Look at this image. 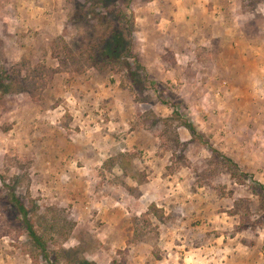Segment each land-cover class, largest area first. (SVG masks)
I'll use <instances>...</instances> for the list:
<instances>
[{
  "label": "rangeland",
  "instance_id": "1",
  "mask_svg": "<svg viewBox=\"0 0 264 264\" xmlns=\"http://www.w3.org/2000/svg\"><path fill=\"white\" fill-rule=\"evenodd\" d=\"M94 5L0 0V264H49L2 178L58 264H254L253 180L232 178L162 99L264 184V0L122 5L149 73L134 83L88 58L117 21Z\"/></svg>",
  "mask_w": 264,
  "mask_h": 264
},
{
  "label": "trees",
  "instance_id": "2",
  "mask_svg": "<svg viewBox=\"0 0 264 264\" xmlns=\"http://www.w3.org/2000/svg\"><path fill=\"white\" fill-rule=\"evenodd\" d=\"M131 1L132 0H95L94 7L96 8V10H98L99 8L103 9L112 6L113 10L117 11V14L115 15L117 21L113 17L112 19H109L110 21L115 22L112 31L109 32L105 39H102V41L98 45L97 50L94 53L89 54L88 58L94 62L95 66H98V68L103 70L109 68L114 70L117 66H120L124 70H128L130 72L129 76L130 78H132L133 83L138 82V79L141 80L140 77H142V80L146 82L149 81V73L146 67L142 63H140V61L133 53V26L135 23L134 14L132 9H130V12L122 10V5L128 8L131 5ZM97 14H99V12ZM123 22L125 24H123ZM69 51L71 52V50ZM131 61L134 64H131ZM5 77L7 76L5 75ZM9 85L10 79L9 81H4V77H0L1 92H9ZM162 102L173 107L172 117L181 119L183 126L190 131V134L194 139L206 144L211 153L215 157L220 158L223 161V163L231 173L232 178L236 180H246L247 178H251V180H253V185L251 186L252 191L258 194L261 200V206L262 208H264V184L256 180L253 174L243 172L241 167L233 159L229 158L223 152L211 145L206 139L205 135H203L202 132L197 128L195 123L187 116H184L175 104L169 103L166 99H162ZM121 158L123 159L125 157L122 155L116 160H121ZM126 161L127 159H124L123 162ZM2 181L4 184H6V186L9 187V201H11V204L15 207L18 214L23 218V224L26 230L27 237L39 250L40 255L45 260H47L49 264H58L59 255H56L54 258L51 257L47 241L44 239L43 235L39 234L38 230L36 229L35 221L32 218L31 211L23 201L22 197L19 196L16 188L12 184H7L4 178H2ZM150 211L156 217L163 216V210L159 209L155 204H152L150 206L148 214L150 213ZM136 221L137 220L134 219V223L137 226ZM65 252L67 251H62V253ZM78 264L96 263L84 259ZM113 264H117V262L114 261Z\"/></svg>",
  "mask_w": 264,
  "mask_h": 264
},
{
  "label": "crops",
  "instance_id": "3",
  "mask_svg": "<svg viewBox=\"0 0 264 264\" xmlns=\"http://www.w3.org/2000/svg\"><path fill=\"white\" fill-rule=\"evenodd\" d=\"M232 259H235V257ZM248 263H253V260L251 262L248 261ZM254 264H264V251H257V255L254 257Z\"/></svg>",
  "mask_w": 264,
  "mask_h": 264
}]
</instances>
